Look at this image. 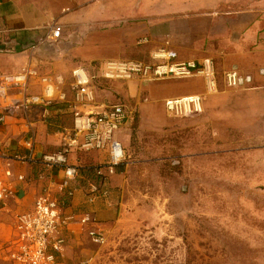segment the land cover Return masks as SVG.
Here are the masks:
<instances>
[{
  "label": "rangeland",
  "instance_id": "obj_1",
  "mask_svg": "<svg viewBox=\"0 0 264 264\" xmlns=\"http://www.w3.org/2000/svg\"><path fill=\"white\" fill-rule=\"evenodd\" d=\"M35 1L46 12L41 30H61L57 42L40 45L44 71L67 76L79 64L96 73L105 60H147L155 49L148 19L123 13L138 0ZM215 69L214 91L196 76L95 79L99 99L132 112L121 136L127 157L108 179L107 201L87 205L82 196L69 207L92 210L105 234L96 244L87 227L75 228L63 264H264L262 82L251 74L250 83L226 87L221 76L230 67ZM185 87L199 90L203 110L171 115L164 102L174 97L166 93ZM96 156L79 154L78 163Z\"/></svg>",
  "mask_w": 264,
  "mask_h": 264
},
{
  "label": "built area",
  "instance_id": "obj_2",
  "mask_svg": "<svg viewBox=\"0 0 264 264\" xmlns=\"http://www.w3.org/2000/svg\"><path fill=\"white\" fill-rule=\"evenodd\" d=\"M60 37V27H52L29 48L16 70L0 73V123L13 116L29 125L38 108L42 119L51 110L54 114L64 110L71 118L69 125L55 128L57 146L53 151L35 156L34 134L28 130L20 141L27 152L8 157L10 161L44 169L59 168L62 172V177L56 180L43 170L37 171V179L45 182L32 207L13 213L7 233L0 235V258L8 264H63L61 258L68 247L69 235L77 227H87L93 243L104 241L105 230L94 212L71 211L69 202L78 192L87 205L108 200V179L127 157L121 136L132 112L120 101L99 99L95 79L128 81L196 76L204 80L209 91L216 90L219 83L213 59L180 60L177 52L169 48L152 50L147 60H105L96 67V73L79 64L67 76L44 71L36 50L40 44L57 42ZM10 53L12 48L7 42H0V54ZM221 79L226 87L234 88L250 83L252 76L231 68L223 71ZM164 106L171 115L185 116L200 113L203 100L194 93L166 99ZM79 154H98V161L86 164L94 166L99 181L89 180L80 172ZM5 175L12 176L11 171L7 169ZM26 177L20 174L17 179ZM12 195L13 186L0 180V201Z\"/></svg>",
  "mask_w": 264,
  "mask_h": 264
},
{
  "label": "crops",
  "instance_id": "obj_3",
  "mask_svg": "<svg viewBox=\"0 0 264 264\" xmlns=\"http://www.w3.org/2000/svg\"><path fill=\"white\" fill-rule=\"evenodd\" d=\"M45 13L35 0H0V42L5 40L12 48V53L0 54V73L16 70L29 48L49 31L40 28L46 22ZM123 13L148 19L145 31L155 49H173L180 60L209 57L221 68L259 74L260 88L264 92V0H159L149 9L138 0V4L126 6ZM197 91L185 87L168 92L166 96L177 97ZM66 116L70 117L64 110L57 114L51 110L47 118L42 119L38 108L29 125L13 116L0 123V180L13 186V195L0 201V235L7 233L13 213L32 207L45 182L37 179V171L43 170L46 176L56 180L62 177L59 168L29 166L10 161L8 157L27 152L20 141L27 136L28 130L34 134L35 156L53 151L57 146L55 128L71 122L69 118V124L62 123ZM7 169L12 176L5 175ZM20 174L27 177L17 179ZM82 196L81 192L75 194L69 207L78 204Z\"/></svg>",
  "mask_w": 264,
  "mask_h": 264
},
{
  "label": "trees",
  "instance_id": "obj_4",
  "mask_svg": "<svg viewBox=\"0 0 264 264\" xmlns=\"http://www.w3.org/2000/svg\"><path fill=\"white\" fill-rule=\"evenodd\" d=\"M93 167L91 164L82 165L80 166V172L89 180L99 181L100 178L95 174Z\"/></svg>",
  "mask_w": 264,
  "mask_h": 264
}]
</instances>
